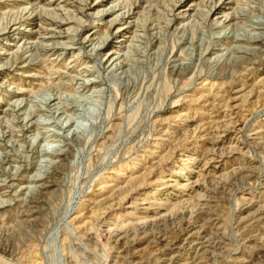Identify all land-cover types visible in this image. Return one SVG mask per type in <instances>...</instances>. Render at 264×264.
Masks as SVG:
<instances>
[{
  "label": "rangeland",
  "instance_id": "1",
  "mask_svg": "<svg viewBox=\"0 0 264 264\" xmlns=\"http://www.w3.org/2000/svg\"><path fill=\"white\" fill-rule=\"evenodd\" d=\"M0 135V264H264V0H0Z\"/></svg>",
  "mask_w": 264,
  "mask_h": 264
},
{
  "label": "bare ground",
  "instance_id": "2",
  "mask_svg": "<svg viewBox=\"0 0 264 264\" xmlns=\"http://www.w3.org/2000/svg\"><path fill=\"white\" fill-rule=\"evenodd\" d=\"M126 13V12H125ZM121 15V14H120ZM124 15V14H123ZM126 15V14H125ZM124 17V16H123ZM128 17V16H127ZM17 19V18H16ZM126 19V18H125ZM118 20V19H117ZM114 21V20H113ZM119 22V21H118ZM17 24V23H16ZM15 24V25H16ZM55 24V23H54ZM115 25V24H114ZM112 26V25H111ZM52 29V28H51ZM3 31V30H2ZM47 31V30H46ZM48 34H51V33H49L48 32ZM55 34V32L53 31V35ZM241 38V37H240ZM48 39V38H47ZM46 39V40H47ZM43 40V39H42ZM45 40V41H46ZM50 40V39H49ZM239 40V39H238ZM41 42V41H40ZM47 42V41H46ZM45 42V43H46ZM104 42H105V40L104 41H101L98 45H97V47H99V49L100 50H102V46H103V49L105 50V48L108 46V45H104ZM44 43V44H45ZM236 43H238V42H236ZM235 43V44H236ZM34 44V43H33ZM32 44V45H33ZM35 44H37V43H35ZM31 45V46H32ZM42 45V44H41ZM37 47H38V44L36 45ZM35 46V47H36ZM40 46V45H39ZM37 49V48H36ZM43 51H44V49H46L45 47H43V48H41ZM98 49V48H97ZM107 49V48H106ZM233 49V48H232ZM235 50H238L239 48H234ZM39 51V50H38ZM48 53V52H47ZM124 55H125V53H118L117 52V54H116V52H112V49L110 48L108 51H106L105 52V56H104V61H105V66L108 68V69H115V70H119V69H121L123 66H121V63L123 64V62L122 61H117V59L118 58H122V57H124ZM119 60V59H118ZM124 65V64H123ZM76 78H78V79H82V82H81V88L82 89H85V88H89L90 86H93V84L95 83L94 82V80H91V79H87L86 77H85V75H83V76H79V77H76ZM95 85V84H94ZM81 89V90H82ZM50 100V99H49ZM65 101V100H64ZM52 102V101H51ZM67 102V101H66ZM50 103V102H49ZM65 106H66V104H65ZM39 107V106H38ZM62 106L61 105H54L53 107L51 106V104H49L48 106L46 105V108L44 109L43 108V110L45 111V112H47V113H52V115H54V114H58V113H62V112H65L66 111V109L64 108V109H62L61 108ZM34 111H36V110H34ZM38 112V111H37ZM40 113V112H39ZM31 115V114H30ZM55 116V115H54ZM39 117V116H38ZM29 118V117H28ZM69 118H71V117H69ZM69 118L68 119H64V120H57L54 124L57 126V125H59L61 128H63V126H68V125H70L71 123H72V121H69ZM52 123H53V120L51 121ZM31 123H33V122H31ZM49 124H50V122H49ZM43 125H45V124H43ZM75 126L73 127V129H72V131H71V133H72V135H74V134H77L78 132H79V128H80V126L78 125V124H74ZM2 127V126H1ZM61 130V129H60ZM3 133V132H2ZM27 133V132H26ZM7 134V133H6ZM8 135V134H7ZM52 135H55V134H52ZM1 136V135H0ZM2 138V137H1ZM47 151H45V150H43V154L44 153H46ZM43 162H45L47 165L48 164H52L54 161H51L50 159H48V158H44L42 161H41V163H43ZM44 175H34V176H32L31 177V181H34V183H39V185H33V187H30V189L31 190H37V189H39V187H41V184H40V182L42 181V179H40V177H43Z\"/></svg>",
  "mask_w": 264,
  "mask_h": 264
}]
</instances>
